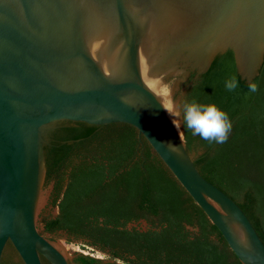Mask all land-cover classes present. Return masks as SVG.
<instances>
[{
  "label": "water",
  "instance_id": "obj_1",
  "mask_svg": "<svg viewBox=\"0 0 264 264\" xmlns=\"http://www.w3.org/2000/svg\"><path fill=\"white\" fill-rule=\"evenodd\" d=\"M229 49L243 79L262 75L264 0H0V263L11 241L25 264H76L38 225L47 150L72 120L137 127L242 263L264 264L263 240L201 174L176 111V92Z\"/></svg>",
  "mask_w": 264,
  "mask_h": 264
},
{
  "label": "trees",
  "instance_id": "obj_2",
  "mask_svg": "<svg viewBox=\"0 0 264 264\" xmlns=\"http://www.w3.org/2000/svg\"><path fill=\"white\" fill-rule=\"evenodd\" d=\"M232 75L240 84L228 91L224 83ZM252 81L255 92L229 49L198 79L192 74L181 101L215 103L228 113L226 142L209 143L184 127L185 146L201 174L236 200L264 242V68ZM46 184L57 213L41 217L43 229L107 255L78 253L76 264H243L132 124L62 123L47 150ZM18 255L8 241L0 264H23Z\"/></svg>",
  "mask_w": 264,
  "mask_h": 264
},
{
  "label": "clouds",
  "instance_id": "obj_3",
  "mask_svg": "<svg viewBox=\"0 0 264 264\" xmlns=\"http://www.w3.org/2000/svg\"><path fill=\"white\" fill-rule=\"evenodd\" d=\"M240 80L236 75L230 76L224 83L228 91L238 88ZM250 92L257 90V84L249 81L247 85ZM182 121L185 129L190 130L193 136H199L209 143L222 144L227 141L232 124L228 113L215 103H202L197 99L181 101ZM170 119L174 111L166 109ZM175 126V120H172Z\"/></svg>",
  "mask_w": 264,
  "mask_h": 264
},
{
  "label": "rangeland",
  "instance_id": "obj_4",
  "mask_svg": "<svg viewBox=\"0 0 264 264\" xmlns=\"http://www.w3.org/2000/svg\"><path fill=\"white\" fill-rule=\"evenodd\" d=\"M184 88L182 87L180 90L176 92L175 95V103H176V111L179 113V116H182V107H181V96L183 93ZM181 118V117H180ZM52 189L51 184L44 185L43 188V199L40 204V210L38 215V225L40 226L41 230L44 231L43 233L46 234L48 237L53 239L55 243L61 244L64 247V250L67 251V253L70 255V257L74 260V258L78 255V253H85L94 255L97 257H107V255L89 245H86L80 241L70 242L67 240V237L62 232L57 233H50L43 229V226L40 223V219L43 215H50V214H56L57 208L52 207L51 201H50V192ZM142 225H146V221L142 222ZM120 264H126L123 261H120Z\"/></svg>",
  "mask_w": 264,
  "mask_h": 264
},
{
  "label": "bare ground",
  "instance_id": "obj_5",
  "mask_svg": "<svg viewBox=\"0 0 264 264\" xmlns=\"http://www.w3.org/2000/svg\"><path fill=\"white\" fill-rule=\"evenodd\" d=\"M168 110H172L171 107L167 106ZM175 120V126L177 127V129L179 130L180 134L182 135V126H181V122L180 120L177 119L176 115H174V117L172 118V120Z\"/></svg>",
  "mask_w": 264,
  "mask_h": 264
},
{
  "label": "flooded vegetation",
  "instance_id": "obj_6",
  "mask_svg": "<svg viewBox=\"0 0 264 264\" xmlns=\"http://www.w3.org/2000/svg\"><path fill=\"white\" fill-rule=\"evenodd\" d=\"M18 254H19V253H18ZM18 257L21 259L22 263L25 264L24 261H23V259L21 258V256L18 255Z\"/></svg>",
  "mask_w": 264,
  "mask_h": 264
}]
</instances>
